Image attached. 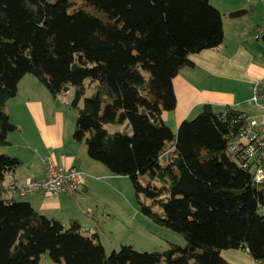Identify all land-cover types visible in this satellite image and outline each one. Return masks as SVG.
<instances>
[{
  "label": "trees",
  "instance_id": "trees-1",
  "mask_svg": "<svg viewBox=\"0 0 264 264\" xmlns=\"http://www.w3.org/2000/svg\"><path fill=\"white\" fill-rule=\"evenodd\" d=\"M222 39L209 0H0V146L16 130L5 104L24 75L52 98L70 88L73 140L110 174L128 177L141 212L184 239L161 252L122 245L106 255L77 220L64 226L4 198V175L20 161L0 153V264H38L45 252L56 264H229L224 249L264 262V184L226 153L243 113L204 104L175 132L161 117L175 109L172 80L193 65L190 55ZM108 124L124 126L108 132Z\"/></svg>",
  "mask_w": 264,
  "mask_h": 264
},
{
  "label": "crops",
  "instance_id": "crops-1",
  "mask_svg": "<svg viewBox=\"0 0 264 264\" xmlns=\"http://www.w3.org/2000/svg\"><path fill=\"white\" fill-rule=\"evenodd\" d=\"M209 2L221 14L222 43L190 55L193 65L181 68L173 78L176 106L173 111L161 114L164 123L174 128L169 127L173 132L183 119L193 118L204 104H210L215 112L232 108L251 115L252 104L248 100L252 85L264 77V44L254 37L255 27L264 19V5L258 7L253 0ZM240 9L245 10L240 16H228ZM70 98V88L52 98L31 75L20 79L16 94L5 104L8 119L16 130L7 135L8 145L0 146L1 154L17 158L20 165L4 175L3 195L28 202L38 213L55 218L64 226L77 220L81 231L89 235L97 233L99 222L107 215L104 198L115 191L110 182L99 183L96 176L115 178L106 168L91 162L83 143L73 140L75 116L68 105ZM46 159L76 166L83 172V183L76 194L50 196L37 191L20 196L13 190L28 179L42 177ZM220 256L229 264H264L255 262L244 249H224Z\"/></svg>",
  "mask_w": 264,
  "mask_h": 264
},
{
  "label": "rangeland",
  "instance_id": "rangeland-1",
  "mask_svg": "<svg viewBox=\"0 0 264 264\" xmlns=\"http://www.w3.org/2000/svg\"><path fill=\"white\" fill-rule=\"evenodd\" d=\"M253 4H256L259 7L261 3L260 1L253 0ZM89 93L90 91H87L86 95ZM250 108V114L259 119V109L254 104ZM70 110L73 112V116H76L75 109L72 108ZM123 126L124 124H108L105 128L108 132H114L122 131ZM91 162L101 168H105L94 160ZM100 176L101 175L96 176L99 183L110 182L109 184L115 189V191H111L107 197L104 198L107 215H105L106 217L104 218V221L99 222L97 228L100 243L102 244L106 255L110 254L113 250H118L122 245H129L135 251L139 252L164 251L167 249V241L180 246L184 245V239L180 234L157 225L141 212L132 183L128 177L112 175L115 179L107 180L105 176ZM144 180L145 178H142V181ZM139 199L141 202H149V200L145 199L141 194ZM38 264L56 263L51 261L48 253L45 252L40 255Z\"/></svg>",
  "mask_w": 264,
  "mask_h": 264
},
{
  "label": "built area",
  "instance_id": "built-area-1",
  "mask_svg": "<svg viewBox=\"0 0 264 264\" xmlns=\"http://www.w3.org/2000/svg\"><path fill=\"white\" fill-rule=\"evenodd\" d=\"M264 5V0H258ZM255 39L264 32V19L255 27ZM249 104H254L260 111L259 119L252 115L241 114L236 121H241V129L230 137L226 145V153L234 163L248 173L251 182L264 184V77L256 80L251 88ZM83 183V172L76 166H64L52 159L44 160L42 177L28 179L13 187L20 196L30 195L37 191L50 196L58 194H76ZM264 216V207H260Z\"/></svg>",
  "mask_w": 264,
  "mask_h": 264
},
{
  "label": "water",
  "instance_id": "water-1",
  "mask_svg": "<svg viewBox=\"0 0 264 264\" xmlns=\"http://www.w3.org/2000/svg\"><path fill=\"white\" fill-rule=\"evenodd\" d=\"M245 12V10L240 9V10H236L234 12H231L228 16L230 18H234V17H238L241 14H243ZM67 90V88H64V91ZM261 194L264 196V187L260 189Z\"/></svg>",
  "mask_w": 264,
  "mask_h": 264
}]
</instances>
